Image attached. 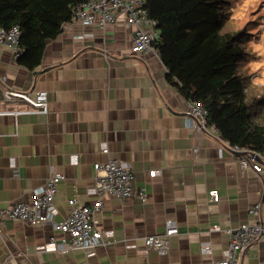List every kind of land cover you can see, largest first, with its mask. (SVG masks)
I'll return each mask as SVG.
<instances>
[{"label": "crops", "instance_id": "obj_1", "mask_svg": "<svg viewBox=\"0 0 264 264\" xmlns=\"http://www.w3.org/2000/svg\"><path fill=\"white\" fill-rule=\"evenodd\" d=\"M77 32L91 34L75 38ZM132 32L121 20L104 31L67 21L32 69L0 44V209L29 202L32 191L55 173L64 175L57 184L55 220L67 214L68 198L91 204L97 198L90 192L93 163L106 159L104 142L110 156L131 164L133 185L148 194L145 202L103 196L96 217L100 229L112 231V242L96 247L93 256L84 250L37 252L51 235L59 239L63 233L49 223L2 221L0 264H211L227 246L223 229L253 220L250 205L260 202L264 221V174L243 167L241 154L219 152L215 135L190 127L187 100L168 81L159 55L130 53ZM5 88L46 90L47 112L11 113L29 104L5 98ZM156 168L160 173L151 174ZM166 218L175 220L179 232L161 255L144 245L143 236L160 233ZM204 242L211 249L206 254ZM12 251L28 257L7 263ZM239 263L264 264V237L241 252Z\"/></svg>", "mask_w": 264, "mask_h": 264}, {"label": "trees", "instance_id": "obj_2", "mask_svg": "<svg viewBox=\"0 0 264 264\" xmlns=\"http://www.w3.org/2000/svg\"><path fill=\"white\" fill-rule=\"evenodd\" d=\"M84 0H0V24L20 28L16 60L32 69L48 40L70 21ZM224 0H145L156 22L153 42L166 77L188 100L208 110L207 122L231 144L264 153V95L241 69L247 54L245 31L226 27Z\"/></svg>", "mask_w": 264, "mask_h": 264}, {"label": "built area", "instance_id": "obj_3", "mask_svg": "<svg viewBox=\"0 0 264 264\" xmlns=\"http://www.w3.org/2000/svg\"><path fill=\"white\" fill-rule=\"evenodd\" d=\"M70 20H77L83 25L95 26L104 31L109 25H114L121 20L125 26L133 27L129 51L132 55H140L147 52L157 53L153 42L158 38L159 30L156 22L150 18L145 8V0H84L76 5ZM89 32H77L75 38H82L90 35ZM20 28L12 25L8 29L0 24V44L7 45L19 56ZM3 95L7 99L20 98L29 104L24 110H12L13 114L18 113H45L48 110V94L44 89L23 91L14 88H5ZM187 100L186 114L191 120L190 127L198 130H205L215 135L219 141V152L229 150L241 154L240 163L243 167H249L256 173L264 174V154L255 153L236 144H231L219 135L214 124L207 122L208 110L199 101ZM101 151L107 155L106 159L93 163L96 172L93 186L90 192L95 193L97 198L89 205L79 203L76 198H68V212L61 220H55L57 208L54 200L57 192V184L64 179V175L55 173L51 175L45 184L32 191L29 202L18 201L8 207L0 209V222L5 220H21L30 224L49 223L55 230L61 231L64 237L56 239L51 235L46 242L35 247L37 252L69 250H84L87 256L95 254V248L100 245L109 244L112 239L111 230H102L98 226L96 215L103 205V196L112 195L119 200L135 197L145 202L148 194L145 187L133 185V169L128 161L119 160L109 155V148L104 142ZM258 156V157H257ZM76 156L71 157L73 163ZM12 169L17 172V166L13 158L10 159ZM151 174H159L160 169H151ZM212 200L218 199L215 190L208 192ZM260 202L253 203L247 209L252 221L242 222L237 226L226 227L223 232L228 242L223 250L222 257L213 260L211 264H240L239 255L255 240L264 237V221L260 217ZM218 230V226H213ZM178 226L172 218L164 220V228L160 233H153L143 236L144 245L147 248L156 250L163 255L169 250L170 240L178 234ZM210 244L204 242L201 245L203 254L210 252ZM23 255L28 257V252H10L7 256V263L10 260Z\"/></svg>", "mask_w": 264, "mask_h": 264}, {"label": "rangeland", "instance_id": "obj_4", "mask_svg": "<svg viewBox=\"0 0 264 264\" xmlns=\"http://www.w3.org/2000/svg\"><path fill=\"white\" fill-rule=\"evenodd\" d=\"M222 13L228 29L247 33L241 69L264 95V0H224Z\"/></svg>", "mask_w": 264, "mask_h": 264}, {"label": "water", "instance_id": "obj_5", "mask_svg": "<svg viewBox=\"0 0 264 264\" xmlns=\"http://www.w3.org/2000/svg\"><path fill=\"white\" fill-rule=\"evenodd\" d=\"M258 157V156H257Z\"/></svg>", "mask_w": 264, "mask_h": 264}]
</instances>
